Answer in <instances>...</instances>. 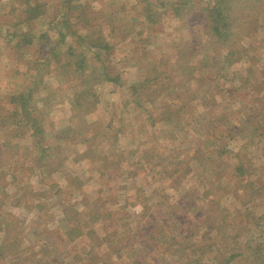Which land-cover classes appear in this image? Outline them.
Returning a JSON list of instances; mask_svg holds the SVG:
<instances>
[{"label":"rangeland","instance_id":"1","mask_svg":"<svg viewBox=\"0 0 264 264\" xmlns=\"http://www.w3.org/2000/svg\"><path fill=\"white\" fill-rule=\"evenodd\" d=\"M67 1L0 0V264H264L263 11L230 74L201 57L134 95L188 20L173 0ZM198 30L184 47L212 54Z\"/></svg>","mask_w":264,"mask_h":264},{"label":"trees","instance_id":"2","mask_svg":"<svg viewBox=\"0 0 264 264\" xmlns=\"http://www.w3.org/2000/svg\"><path fill=\"white\" fill-rule=\"evenodd\" d=\"M73 0H68L67 3L69 6L72 5ZM174 5V16H176L181 21H187L189 27L184 29H177L178 32L177 37L181 38L178 43H173L170 50V55L172 59H170L167 54H165V57L167 56V59H165V62L161 63V65H156L154 68L148 67L146 71V77L143 80L144 82L139 84H136V87L131 89L132 93L138 94L140 87H143L145 85H151L155 84L158 87H163L162 90L176 87V82L174 83L173 80L170 83L167 80L171 79L169 71L175 70L174 73L179 70L182 66L183 61H193L197 60L199 58L209 59V57L212 55L213 57H217V55H220L221 58H218V61H220L222 64V69L226 74H230V68L233 66L238 65V63H242L244 58V50H246L245 46H242L239 44V40L241 39L243 33L251 30H255L252 25L251 21H255L256 17L259 15L261 11L264 13V0H215L212 2L211 0H173ZM189 6L190 8V14L188 16L185 15L184 7ZM27 10L29 11L31 18L33 19L40 15L42 12L40 11L39 7L33 5L28 6ZM149 14L151 15V11L148 10ZM145 13V12H143ZM163 16L170 17L168 11L162 12ZM153 16L151 15V20ZM61 28L59 29V36H60V43L59 46L63 47V43L71 32L70 30V21L68 23V19H62V21H59ZM58 26V24L56 25ZM55 26V28H56ZM201 28L206 35H210V39L213 41V48L210 49L209 52L202 50H195L194 48L184 47L186 44V40L191 39V34L193 37H196L201 32L198 30ZM64 29L65 32L63 31ZM68 29V30H67ZM58 31V28L56 29ZM32 33V31H31ZM29 33V34H31ZM47 33V32H46ZM142 35V38L138 40V42L143 41L149 42L152 36L150 37H144L142 33H137L135 35ZM101 37L99 39H90L92 42V45L98 46L99 40H103L104 37L100 35ZM16 35L12 36L11 40H14ZM194 40V39H193ZM81 41L88 43V41H85L81 39ZM104 41V40H103ZM195 41V40H194ZM105 43V42H104ZM107 43V42H106ZM196 43H198L196 41ZM199 44V43H198ZM88 45V44H87ZM147 45V43H145ZM89 46V45H88ZM200 51H202L203 55L200 56ZM216 52V54H214ZM164 55V53H163ZM169 59L171 61H169ZM173 60H176L177 63L169 65ZM72 63V62H71ZM79 63V61H78ZM68 65V64H67ZM159 66V67H158ZM161 67V68H160ZM157 72H161V75L164 74L166 81L163 85L158 83V77L159 75H156ZM229 72V73H228ZM235 71H232L234 73ZM250 74V73H249ZM152 75V77H151ZM238 77V76H237ZM241 77V76H239ZM112 80H116L112 78ZM118 80V79H117ZM171 81V80H170ZM248 82V80H245ZM172 84V85H169ZM263 84V82H259V85ZM151 91H148L150 93ZM179 96H182V93H177ZM25 96H31L30 91L28 92V95ZM25 96L17 95L16 101L17 111L19 113H24V106H26L25 103ZM92 96L90 93H85L83 95L84 101L89 102V97ZM15 99V98H14ZM78 99H82V97L78 96ZM81 100L79 101L80 104ZM182 100L176 101L172 106L170 107H177L173 115H169L170 118H173V116L177 115L180 116L182 110H186L187 108L190 109V105L187 104L184 105V103H181ZM166 105V103H164ZM181 104V105H180ZM30 107H28L29 109ZM179 108V109H178ZM21 109V110H20ZM168 110V108H166ZM178 110V111H177ZM177 111V112H176ZM165 117V116H164ZM189 118V116H188ZM167 119V118H166ZM35 122V120H34ZM36 124V122H35ZM36 138L38 136L35 135ZM5 150V149H4ZM6 152V150H5ZM3 153V151H2ZM45 156H41L40 159H44ZM237 178V176H235ZM181 238H186V233L182 232L180 233ZM207 245H197L196 249L201 251H206ZM207 254V253H204ZM257 255V254H256ZM258 260H264V253L262 255H259L256 257Z\"/></svg>","mask_w":264,"mask_h":264}]
</instances>
